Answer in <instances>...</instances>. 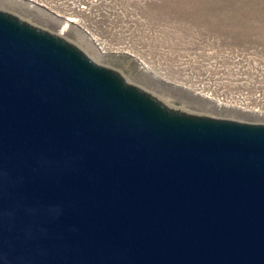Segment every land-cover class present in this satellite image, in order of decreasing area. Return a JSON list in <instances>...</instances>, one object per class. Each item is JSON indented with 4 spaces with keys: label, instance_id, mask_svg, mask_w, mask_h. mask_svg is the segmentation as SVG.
Returning a JSON list of instances; mask_svg holds the SVG:
<instances>
[{
    "label": "water",
    "instance_id": "obj_1",
    "mask_svg": "<svg viewBox=\"0 0 264 264\" xmlns=\"http://www.w3.org/2000/svg\"><path fill=\"white\" fill-rule=\"evenodd\" d=\"M0 264H264V124L169 108L0 10Z\"/></svg>",
    "mask_w": 264,
    "mask_h": 264
},
{
    "label": "built area",
    "instance_id": "obj_2",
    "mask_svg": "<svg viewBox=\"0 0 264 264\" xmlns=\"http://www.w3.org/2000/svg\"><path fill=\"white\" fill-rule=\"evenodd\" d=\"M25 1L62 19L61 34L81 32L101 56L128 58L144 73L221 109L264 119L262 47L230 46L150 20L143 13L149 0Z\"/></svg>",
    "mask_w": 264,
    "mask_h": 264
},
{
    "label": "rangeland",
    "instance_id": "obj_3",
    "mask_svg": "<svg viewBox=\"0 0 264 264\" xmlns=\"http://www.w3.org/2000/svg\"><path fill=\"white\" fill-rule=\"evenodd\" d=\"M0 10L64 37L96 63L117 70L129 83L173 109L195 116L264 124L262 118L221 109L188 91L160 82L128 58L99 55L81 32L73 29L61 34V22L39 9L13 0H0ZM143 13L150 20L171 23L177 31L198 32L230 46H259L264 49V0H149Z\"/></svg>",
    "mask_w": 264,
    "mask_h": 264
},
{
    "label": "bare ground",
    "instance_id": "obj_4",
    "mask_svg": "<svg viewBox=\"0 0 264 264\" xmlns=\"http://www.w3.org/2000/svg\"><path fill=\"white\" fill-rule=\"evenodd\" d=\"M128 82V81H127ZM160 100V99H159ZM164 105L168 106L169 108H172L170 107L166 102H163L162 100H160Z\"/></svg>",
    "mask_w": 264,
    "mask_h": 264
}]
</instances>
